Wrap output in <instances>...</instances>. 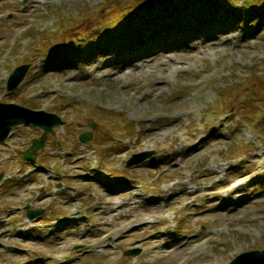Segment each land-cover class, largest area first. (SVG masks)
Instances as JSON below:
<instances>
[{"label": "rangeland", "instance_id": "1", "mask_svg": "<svg viewBox=\"0 0 264 264\" xmlns=\"http://www.w3.org/2000/svg\"><path fill=\"white\" fill-rule=\"evenodd\" d=\"M150 1L0 0V102L63 121L35 169L21 154L40 129L15 127L0 143L9 181L0 188V264H228L264 248V0H212L222 7L206 6L207 15L202 0ZM211 39L214 53L204 46ZM157 53L179 56L187 70L166 85L152 71L118 70ZM21 64L24 79L8 93ZM85 132L92 138L82 144ZM207 189L222 204L235 195L220 223L205 212ZM25 206L43 215L27 221ZM212 229L221 232L192 254ZM181 242L188 261L163 255Z\"/></svg>", "mask_w": 264, "mask_h": 264}, {"label": "water", "instance_id": "2", "mask_svg": "<svg viewBox=\"0 0 264 264\" xmlns=\"http://www.w3.org/2000/svg\"><path fill=\"white\" fill-rule=\"evenodd\" d=\"M27 65L16 67L12 74L8 77L6 82V89L8 92L13 91L22 81L26 71ZM19 124L25 126L32 125L43 130V134L38 140H33L29 151L23 153L25 161L35 163L34 155L37 150L43 147L48 133L52 132V128L56 125H61L62 120L55 114L46 113L44 111L31 110L14 103H1L0 102V142L4 141L9 135L11 129ZM95 129V126L92 125ZM91 139L89 133H84L79 136L80 142L84 143ZM149 154H137L126 163V167L139 163L146 159ZM1 178V176H0ZM24 209H28L25 207ZM42 211H27L26 216L28 219H33L39 216ZM137 251L128 252L127 254L135 255ZM228 264H264V249L261 251H250L242 253L230 261Z\"/></svg>", "mask_w": 264, "mask_h": 264}, {"label": "bare ground", "instance_id": "3", "mask_svg": "<svg viewBox=\"0 0 264 264\" xmlns=\"http://www.w3.org/2000/svg\"><path fill=\"white\" fill-rule=\"evenodd\" d=\"M207 42H209V43H206L207 45H204V46L211 49L212 52L214 53L216 50V44H215L214 40L213 39L207 40ZM197 43L199 44V42H197ZM105 55L108 57V55H109L108 52ZM179 58L180 57L177 55L176 56H169V55H167V53H161V54L157 53L155 55L149 54V55H145V56L143 55L141 57H138V59L133 60L132 62H128L127 64L119 66L118 70H120L122 72L124 71L123 73H126L127 71H129V72L132 71V72L138 73L139 75H144V74H147L149 71H152L157 76L161 77V80L164 79L163 83L166 85L167 82H166L165 78L168 76V74H171L175 71L184 72L187 70L185 66L181 65L183 62L180 61ZM105 65L107 66V68H109V66L111 65V62H110V64L106 63ZM149 66H152V68L148 69ZM129 72H127V73H129ZM155 88H156V85L153 84V86H151V90L148 92V94L145 95V97L148 100H150V98L153 94L157 93L158 90H156ZM191 155H189V156H191ZM225 183H227V182H225ZM195 190L196 189L191 190V191L194 192ZM210 191H211L210 189L206 190L207 197H206L205 203H204L206 205L205 212H211V214H213L216 218H219L218 222L220 223L222 221L221 217L224 215L223 214L224 212H222V211L226 210V208H221V207L225 206V205H228V206L232 205L230 200L235 199L234 198L235 195L234 196L229 195V198L228 199L226 198L227 199L226 203L222 204L221 203L222 199L220 196L221 193L210 192ZM239 191H240V184L233 186L230 193L231 194H237V192H239ZM115 195H118V193H115ZM112 204L115 205V206H112V208L114 210L119 208V205L114 203V201H112ZM216 207H218L219 210ZM230 209H232V208H228V210H230ZM238 209L240 210V208H238ZM239 210H233L232 209V211H239ZM220 232L221 231L217 230V229H212V230L208 231L206 234L207 238L204 241L193 242V245L190 247V252H193L192 254H197V255L201 254L202 251H200L198 249L201 246H203L205 244V242H208L209 240L214 239L215 236H217ZM162 237H164V235H162ZM150 239H151V241L156 242V240H158V237L156 234H153L150 236ZM186 243H188V242L175 243V245H171V244L167 243L166 244L167 247L163 248L164 249V252L162 251L163 255L165 257L171 258V260L172 259H179L180 260V258H182L183 262L188 261L187 257L181 256L182 252H183L181 249H182V247H185ZM176 245H177V247H180V248L177 249L175 247Z\"/></svg>", "mask_w": 264, "mask_h": 264}, {"label": "trees", "instance_id": "4", "mask_svg": "<svg viewBox=\"0 0 264 264\" xmlns=\"http://www.w3.org/2000/svg\"><path fill=\"white\" fill-rule=\"evenodd\" d=\"M186 1V0H185ZM209 2V1H208ZM208 2H206V1H204V5H207L208 4ZM211 3V4H210ZM208 5L209 6H215L216 4H215V2H210ZM185 11V10H184ZM25 104V103H24Z\"/></svg>", "mask_w": 264, "mask_h": 264}]
</instances>
